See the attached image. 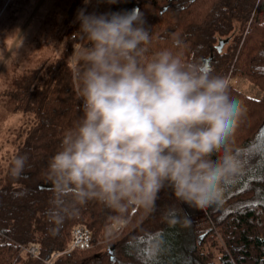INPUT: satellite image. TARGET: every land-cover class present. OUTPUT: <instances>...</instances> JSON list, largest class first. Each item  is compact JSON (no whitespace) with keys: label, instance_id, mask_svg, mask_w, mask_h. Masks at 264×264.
Returning a JSON list of instances; mask_svg holds the SVG:
<instances>
[{"label":"trees","instance_id":"1","mask_svg":"<svg viewBox=\"0 0 264 264\" xmlns=\"http://www.w3.org/2000/svg\"><path fill=\"white\" fill-rule=\"evenodd\" d=\"M133 8L151 31L149 55L167 48L203 65L212 55L207 66L214 74L245 78L261 91L254 99L230 85L231 96L247 108L231 138L241 169L222 202L194 209L168 188L154 210L130 207L124 229L109 240L104 234L114 213L98 201L53 230L46 215L48 164L82 115L74 71L76 53L88 41L78 33L77 14ZM219 41H226L220 52ZM54 48L2 92L7 109L26 117L29 127L0 177V264H46L54 254L51 264H264V0H72ZM16 155L28 158L19 179L9 172ZM77 226L89 230L92 247L66 252ZM19 245H34L39 258Z\"/></svg>","mask_w":264,"mask_h":264},{"label":"clouds","instance_id":"2","mask_svg":"<svg viewBox=\"0 0 264 264\" xmlns=\"http://www.w3.org/2000/svg\"><path fill=\"white\" fill-rule=\"evenodd\" d=\"M77 20L88 41L74 71L82 115L48 164L53 230L89 201L126 223L130 207L154 210L165 187L194 209L222 202L241 169L231 138L247 114L227 78L171 49L149 55L151 31L138 8L99 15L81 9ZM27 161L16 155L10 175L21 178Z\"/></svg>","mask_w":264,"mask_h":264},{"label":"rangeland","instance_id":"3","mask_svg":"<svg viewBox=\"0 0 264 264\" xmlns=\"http://www.w3.org/2000/svg\"><path fill=\"white\" fill-rule=\"evenodd\" d=\"M71 2L0 0V177L29 127L26 117L12 114L7 109L2 92L9 89L14 79L52 56ZM227 80L245 95L260 98L261 91L245 78L228 76ZM161 191L165 195L168 188Z\"/></svg>","mask_w":264,"mask_h":264},{"label":"built area","instance_id":"4","mask_svg":"<svg viewBox=\"0 0 264 264\" xmlns=\"http://www.w3.org/2000/svg\"><path fill=\"white\" fill-rule=\"evenodd\" d=\"M126 223L120 224L116 221L112 222L110 225L106 227L105 231V238L107 240L119 235L122 230L124 229ZM92 247L91 242V234L90 232L82 227L77 226L73 229L72 235H71V244L66 252H69L71 250H87ZM20 251L28 254L32 258H39L38 257V251L37 248L34 246H22L19 245ZM58 254H54L50 260L45 261L46 264H51L52 260L57 256Z\"/></svg>","mask_w":264,"mask_h":264},{"label":"water","instance_id":"5","mask_svg":"<svg viewBox=\"0 0 264 264\" xmlns=\"http://www.w3.org/2000/svg\"><path fill=\"white\" fill-rule=\"evenodd\" d=\"M225 42H226V41H219V43H218L217 46H216V49H217L218 52L221 51V49H222L223 45L225 44ZM211 59H212V55L210 56L209 60H206V61L204 62V65L207 66V64L209 63V61H210Z\"/></svg>","mask_w":264,"mask_h":264},{"label":"bare ground","instance_id":"6","mask_svg":"<svg viewBox=\"0 0 264 264\" xmlns=\"http://www.w3.org/2000/svg\"><path fill=\"white\" fill-rule=\"evenodd\" d=\"M89 231V230H88ZM71 244V243H70ZM33 246V245H32ZM70 246V245H69ZM35 247V246H34Z\"/></svg>","mask_w":264,"mask_h":264}]
</instances>
